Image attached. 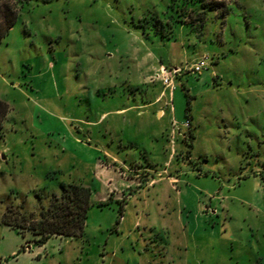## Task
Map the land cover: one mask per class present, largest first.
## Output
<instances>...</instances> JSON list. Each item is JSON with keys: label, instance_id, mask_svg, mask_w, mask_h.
Instances as JSON below:
<instances>
[{"label": "rangeland", "instance_id": "374dc122", "mask_svg": "<svg viewBox=\"0 0 264 264\" xmlns=\"http://www.w3.org/2000/svg\"><path fill=\"white\" fill-rule=\"evenodd\" d=\"M225 2L197 31L172 0L22 5L0 40V264H264V0ZM60 184L90 191L82 236L2 223Z\"/></svg>", "mask_w": 264, "mask_h": 264}, {"label": "trees", "instance_id": "16d2710c", "mask_svg": "<svg viewBox=\"0 0 264 264\" xmlns=\"http://www.w3.org/2000/svg\"><path fill=\"white\" fill-rule=\"evenodd\" d=\"M31 0H0V40L5 38L15 21L23 4ZM177 9H174L172 19L173 26L190 25L192 30L202 29L206 25L207 14L215 13L219 17H224L227 13L228 4L225 0H172ZM149 29L154 35L167 38L160 31L159 20L148 23ZM144 32L145 23L137 26ZM171 29V27H170ZM170 39V38H169ZM8 113V106L0 100V134L2 124ZM60 195L53 196L50 205L40 209V220L32 222L26 226L25 222L3 216L2 223L13 228L29 229L34 235H39L38 243L45 242L52 236L76 238L83 234L87 211L90 207V191L78 184H60ZM105 204V203H101Z\"/></svg>", "mask_w": 264, "mask_h": 264}, {"label": "built area", "instance_id": "2783aa9c", "mask_svg": "<svg viewBox=\"0 0 264 264\" xmlns=\"http://www.w3.org/2000/svg\"><path fill=\"white\" fill-rule=\"evenodd\" d=\"M207 57L200 58L197 62L191 65L190 71L192 73L200 74L201 71L206 67ZM181 70L179 68H175L173 70L167 71L165 68L160 69V74L158 75L161 79V83L165 89H169L170 92L173 91L174 85H173V76L180 73Z\"/></svg>", "mask_w": 264, "mask_h": 264}, {"label": "crops", "instance_id": "0c3cea01", "mask_svg": "<svg viewBox=\"0 0 264 264\" xmlns=\"http://www.w3.org/2000/svg\"><path fill=\"white\" fill-rule=\"evenodd\" d=\"M157 116L159 117V118H164L165 117V112L163 111L162 113L160 112V110L157 112Z\"/></svg>", "mask_w": 264, "mask_h": 264}]
</instances>
